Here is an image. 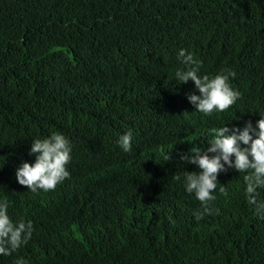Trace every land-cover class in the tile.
Instances as JSON below:
<instances>
[{"label":"trees","instance_id":"obj_1","mask_svg":"<svg viewBox=\"0 0 264 264\" xmlns=\"http://www.w3.org/2000/svg\"><path fill=\"white\" fill-rule=\"evenodd\" d=\"M180 49L201 76L235 71V104L196 111L194 82L174 79L186 69ZM261 116L264 0H0V202L34 226L0 264H264L246 173L220 172L219 211L197 220L183 177L199 169L181 160L210 147L212 129ZM129 130L125 152L117 141ZM53 132L70 141V178L34 193L16 170Z\"/></svg>","mask_w":264,"mask_h":264},{"label":"clouds","instance_id":"obj_2","mask_svg":"<svg viewBox=\"0 0 264 264\" xmlns=\"http://www.w3.org/2000/svg\"><path fill=\"white\" fill-rule=\"evenodd\" d=\"M177 59L186 69L176 71L174 79L181 84L191 80L199 90V95H188L196 111L211 115L213 112H224L235 104L239 93L229 84V78L236 75L235 71L226 69L211 77L201 76V62L191 53L180 49ZM212 132L214 138L209 141L210 147L203 151L193 147L188 154L181 156V160L194 164L199 169L198 172L186 171L183 177L186 191L194 193L202 206V211L195 213L196 219L200 220L206 214L218 213L219 210H214L211 206V202L216 200L213 193L219 183L218 175L228 169L246 173L244 180L248 204L255 206L256 214L264 219V203L257 201V189L264 188V116L256 122L255 127L249 120L242 130L238 126L229 128L225 125L212 129ZM131 139L132 132L129 130L120 136L117 143L123 151L130 152ZM29 154L36 156L35 163L23 162L16 170L18 183L28 190L34 193L40 190L53 191L65 179L70 178L67 165L71 160V147L70 141L63 134L53 132L45 139L34 138ZM174 179L180 180L181 177L174 174ZM219 192L224 196L228 195L223 186L219 188ZM8 207L7 202H0V255L3 256H11L26 245L34 231L31 220L20 219L14 222L8 214ZM16 264H25V261L20 258Z\"/></svg>","mask_w":264,"mask_h":264}]
</instances>
